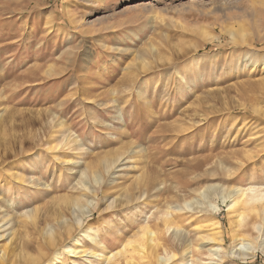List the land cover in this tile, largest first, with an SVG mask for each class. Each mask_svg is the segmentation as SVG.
<instances>
[{"label":"rangeland","instance_id":"374dc122","mask_svg":"<svg viewBox=\"0 0 264 264\" xmlns=\"http://www.w3.org/2000/svg\"><path fill=\"white\" fill-rule=\"evenodd\" d=\"M262 111L264 0H0V234L3 224L15 223L12 237L0 239V258L3 251L15 259L11 250L23 243L32 253H47L38 232L48 209L57 208L52 200L90 197L96 184L78 172L130 145L129 161L105 175L96 201L105 208L107 198L139 179L151 191L137 205L93 216L111 250L133 227L150 220L156 228L167 210L189 236L206 226L208 234L222 232L219 264H264L262 251L250 259L232 256L230 203L215 197L216 213L182 208L198 198L193 191L210 185L264 188ZM51 115L57 123L38 141L35 134ZM242 151L253 159L232 179L196 167ZM36 209L38 226L24 228L31 222L25 214ZM208 249L198 260L218 264Z\"/></svg>","mask_w":264,"mask_h":264},{"label":"bare ground","instance_id":"6f19581e","mask_svg":"<svg viewBox=\"0 0 264 264\" xmlns=\"http://www.w3.org/2000/svg\"><path fill=\"white\" fill-rule=\"evenodd\" d=\"M205 103V101L203 102L200 100L199 107L206 109ZM245 105H239V108H247ZM252 110L257 114L260 113L256 108ZM261 115H264L263 111ZM51 116V119L46 117L43 129L36 132L37 134H35V136L38 137V141L42 140L43 137L47 135V133L44 132L45 127L49 129V124L57 121L55 116ZM123 116L122 113H119L117 116V119L122 123L120 127L122 130L127 125L125 118L122 119ZM2 123L3 122L0 123V132L3 128ZM57 126L59 128L62 127L61 122L57 124ZM108 129L111 130V126H108ZM72 136L73 134L71 135V133L66 135V141L69 142L70 140L68 139H71ZM72 142H75V139H73ZM133 151L132 146L126 145L122 147V149L112 153V155L98 160L95 166L87 164L78 172V176L81 175V177L83 176L90 182L92 181L96 184V187L89 191L90 197L79 194L71 197L62 196L52 200L54 206L57 208L48 209L50 213L45 220L46 226H43L44 228L38 232L40 239L47 248V253L41 252L40 250L32 253L30 251L31 247L29 248L26 243H23L22 246L20 245V249H18L17 246L12 248L11 251L14 253L13 255L17 254L15 259L9 255L5 256V253L2 251L0 264H44L49 259L47 264H64L65 262L62 261L63 259L60 260L64 255L67 257V260H74L75 262L77 261L76 259L86 258L92 262L91 264H201V260L199 261L198 259L200 258L199 256L203 254V247L205 246L209 247L208 255L219 264L224 259L222 252L225 249L222 246L224 242L222 232L217 231L216 233L208 234L207 229L209 230V228L206 226L202 227L206 229V231H199L195 236H189V234L193 232L181 228L179 226L181 222L180 219L174 216L173 212L167 210L163 212V216L159 220L160 223L155 225L156 228H153L148 219L149 221H146L144 225H142L143 223L140 224L136 230H133V227L129 234H127V231L124 237L118 236L119 240H113L117 242L115 249H110L113 246L110 247L107 237L104 236L105 233L103 231L101 232L99 229L100 223H95L93 216L97 213L101 215V213L107 210L109 211V209L112 210L115 208L118 211L137 205L136 202L147 200L149 196L148 193L151 191L148 187L142 190L140 186H142L143 183H141L139 179L134 185L132 184L126 192L118 196H113L112 199L107 198L105 200L107 204L105 208L102 209L101 205H98V201H96L98 188L101 186L105 175L114 168H122L124 165L121 163L125 160L126 162L129 161L126 157ZM217 158L218 159L213 162H211V160L202 159L203 161H200L196 167L200 169L205 168V170H207L205 174L209 177H214L217 172L221 171L224 178L232 179V177H235L240 171L248 168L246 165L249 163V160L253 159V156L252 153L248 154L242 151L240 153H231L225 156L224 159L220 156H217ZM11 177L14 181H17L16 178L19 177V174H12ZM116 178L117 176L113 177L115 180ZM19 182L26 185L33 181H26L24 178H21ZM37 185L42 186V184ZM154 189L159 190L161 187H154ZM193 192L198 195V198L194 200H184L182 208L184 206L186 210L192 209V211L195 209L197 210L195 212L198 213L199 211L204 212L209 210L216 213V211H220V206L218 203L211 202L215 197L219 198L223 204L230 203V228L235 242L234 246L236 247V249L234 248L235 250H233L234 252H232L233 257L250 259L257 251H262V253H264V188L262 186L250 184L249 187H247L240 184L232 186L231 188H222L221 185H210L205 188H199ZM12 205L11 203L9 208L13 207ZM175 208L176 210H174V212L181 211L180 208ZM38 210L40 209L29 210L25 214L27 218H31V222H24V228H28L30 225L34 227L38 226L39 218L36 215ZM132 222L135 221L133 220ZM132 222L129 220V223ZM129 223H127V226L131 229L132 225ZM8 225H2L1 228H4V233L0 234V239L5 236L10 238L15 233V223L13 224L12 222V224L9 223ZM159 230H162L161 233L158 232ZM113 237L116 238L117 236ZM12 243L13 238L10 240L9 244L12 245ZM171 248H177L179 255L170 250ZM189 257L191 260H189ZM193 259L198 262L195 263Z\"/></svg>","mask_w":264,"mask_h":264}]
</instances>
